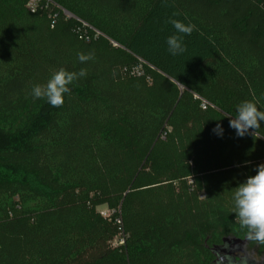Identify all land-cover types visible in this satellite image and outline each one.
Wrapping results in <instances>:
<instances>
[{
	"label": "trees",
	"instance_id": "obj_1",
	"mask_svg": "<svg viewBox=\"0 0 264 264\" xmlns=\"http://www.w3.org/2000/svg\"><path fill=\"white\" fill-rule=\"evenodd\" d=\"M42 5L0 0V264L239 262L240 245L216 249L245 241L233 188L264 163V138L237 137L225 116L244 100L264 110V0ZM169 18L196 25L181 55ZM61 67L87 76L62 107L33 99ZM101 206L121 210L130 253Z\"/></svg>",
	"mask_w": 264,
	"mask_h": 264
},
{
	"label": "clouds",
	"instance_id": "obj_2",
	"mask_svg": "<svg viewBox=\"0 0 264 264\" xmlns=\"http://www.w3.org/2000/svg\"><path fill=\"white\" fill-rule=\"evenodd\" d=\"M173 17L179 16L174 12ZM175 29V33L166 39L168 52L173 55H181L186 52L184 36H190L197 30L196 25L189 22L185 24L181 20L169 18ZM79 62L86 63L94 59V54L81 52L77 54ZM87 76V70L81 68L79 72L68 71L61 67L54 71L44 84H36L32 88L33 99H43L54 108L62 107L66 94L71 92L70 85ZM229 118V127L235 130L237 137L251 135L254 139L258 136L261 123L264 122V110L251 100H244L236 106L235 115L225 116ZM213 133L222 136L223 128L218 123ZM235 222L245 230V241L239 247L245 253L242 264H260L253 256L246 252L249 242L264 245V163L256 166L255 174L248 176L244 182L233 188V210Z\"/></svg>",
	"mask_w": 264,
	"mask_h": 264
},
{
	"label": "built area",
	"instance_id": "obj_3",
	"mask_svg": "<svg viewBox=\"0 0 264 264\" xmlns=\"http://www.w3.org/2000/svg\"><path fill=\"white\" fill-rule=\"evenodd\" d=\"M46 5H42V0H28L27 2V7L32 11V12H36L38 9L44 7ZM64 15L66 16V18H76L74 15H72L71 13H69L68 11H64ZM77 20H79L77 18ZM55 23V20L53 21V24ZM83 25L85 27H89L91 29H93L95 31V37L101 35L102 33L96 29H94L93 27H90L87 23L82 22ZM85 36L86 38L89 40L90 39V35L87 31H85ZM114 45H117V43H114ZM208 105V103L206 101L203 102V106L204 108H206ZM103 214V216L105 217H111L114 216L116 217L115 221L116 223L119 225V231H118V235L115 237L114 241H113V245L116 247L119 246H126V241L128 238V234L125 232L124 230V226H123V220L121 217V210L120 209H110L108 208L105 211L101 212Z\"/></svg>",
	"mask_w": 264,
	"mask_h": 264
},
{
	"label": "water",
	"instance_id": "obj_4",
	"mask_svg": "<svg viewBox=\"0 0 264 264\" xmlns=\"http://www.w3.org/2000/svg\"><path fill=\"white\" fill-rule=\"evenodd\" d=\"M226 243H227V246L226 247H223V248H217L216 250L219 251V252H223L224 254L228 255V256H231L232 254V251H230V249L236 245H241L244 243V241L242 240H238V239H234V240H230V239H226ZM244 256L241 258V260L237 263H234V264H242V260H243ZM221 260L224 261V262H228V258L225 257L224 255L221 256ZM234 262V261H233ZM261 264V263H260Z\"/></svg>",
	"mask_w": 264,
	"mask_h": 264
},
{
	"label": "rangeland",
	"instance_id": "obj_5",
	"mask_svg": "<svg viewBox=\"0 0 264 264\" xmlns=\"http://www.w3.org/2000/svg\"><path fill=\"white\" fill-rule=\"evenodd\" d=\"M27 2H28V0H27ZM136 69H139V70H143V69H145L144 68V66H143V64H138V66H136L135 67ZM108 209V207L107 206H101V207H99L98 208V210H100L101 212L102 211H105V210H107ZM128 242H129V247H128ZM126 243H127V246H126V250H127V254L128 253H130V250H131V247H132V243H133V241H132V239H129V241H128V238H127V241H126ZM248 250V253L251 255V256H253L256 260H258V261H260L261 262V260H262V258H263V253H259V252H255L253 249H247Z\"/></svg>",
	"mask_w": 264,
	"mask_h": 264
}]
</instances>
